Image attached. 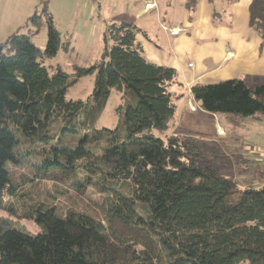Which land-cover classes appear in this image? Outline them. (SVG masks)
Wrapping results in <instances>:
<instances>
[{"label": "trees", "instance_id": "1", "mask_svg": "<svg viewBox=\"0 0 264 264\" xmlns=\"http://www.w3.org/2000/svg\"><path fill=\"white\" fill-rule=\"evenodd\" d=\"M42 3L28 19L30 33L0 44V206L16 190L7 163H29L44 176L57 172L102 199L98 210L63 217L38 211L36 233L0 218V264H264V185L238 188L197 163L199 145L168 134L174 100L183 94L171 90L176 70L144 55L142 30L127 19L108 22L100 59L76 74H94L91 94L67 99L74 79L46 62L69 41ZM194 5L189 0L187 8ZM43 22L41 50L31 36ZM248 26L261 51L264 0L250 1ZM112 91L121 99L120 120L98 129ZM191 94L207 113H264V84L232 78L196 83Z\"/></svg>", "mask_w": 264, "mask_h": 264}, {"label": "rangeland", "instance_id": "2", "mask_svg": "<svg viewBox=\"0 0 264 264\" xmlns=\"http://www.w3.org/2000/svg\"><path fill=\"white\" fill-rule=\"evenodd\" d=\"M45 1L62 40L69 41L68 49L60 47L46 65L58 66L74 79L68 87L67 99L85 100L93 90L94 74L76 76L78 69L87 68L100 59L106 24L123 20L130 0ZM173 1L178 5L184 0ZM42 4V0H0V44L12 34L30 33L33 27L28 23V19L35 12L41 11ZM46 35L47 26L43 22L37 33L31 36V41L42 50L45 47ZM151 40L159 49L168 52L167 44L153 34ZM232 55L233 53H230V56ZM218 80L206 81L205 84L220 82ZM171 90L182 93L183 96L174 100L177 110L168 134L184 137L199 145L202 157L197 163L216 170L220 176L234 181L238 188H258L264 185V163L261 164L264 160V113L259 112L255 117L245 118L243 121L235 115L222 114L225 116L220 123L223 127L215 130L210 116H194L181 111L186 109L185 103L188 100L184 96L185 89L172 86ZM120 103L119 95L112 91L97 124L98 129L112 128L119 122L120 116L116 108ZM190 108L194 111L197 105L193 104ZM191 111L190 113H194ZM28 164L6 165L16 190L12 196L4 198L0 206V218L5 219L11 227L36 233L41 230L40 224L34 220L38 211L53 209L58 216L63 217L68 210L99 209L98 204L102 196L93 191L92 186H87L81 193L82 187L68 185L70 180L62 178L57 172L44 176L42 173L31 172Z\"/></svg>", "mask_w": 264, "mask_h": 264}, {"label": "crops", "instance_id": "3", "mask_svg": "<svg viewBox=\"0 0 264 264\" xmlns=\"http://www.w3.org/2000/svg\"><path fill=\"white\" fill-rule=\"evenodd\" d=\"M250 1L195 0L194 7L188 9L189 0L178 5L173 0H130L125 11L124 19L133 21L143 32L137 39L146 58L176 70L173 86L185 89L184 96L188 99L186 109L181 111L210 116L215 130L223 127L220 123L225 116L199 108L191 94L192 85L232 78L242 79L251 86L264 83V44L260 51V38L248 26ZM171 29H178L179 33L172 36ZM152 34L167 44L168 52L158 48L151 40ZM193 104L197 108L191 111L189 106ZM216 116L219 117L215 119Z\"/></svg>", "mask_w": 264, "mask_h": 264}, {"label": "built area", "instance_id": "4", "mask_svg": "<svg viewBox=\"0 0 264 264\" xmlns=\"http://www.w3.org/2000/svg\"><path fill=\"white\" fill-rule=\"evenodd\" d=\"M163 29H166V27H163ZM178 33H179V30H178V29H171V30H170V34H171L172 36L177 35Z\"/></svg>", "mask_w": 264, "mask_h": 264}]
</instances>
